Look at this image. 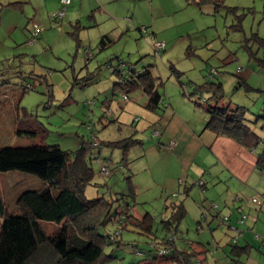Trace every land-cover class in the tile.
I'll list each match as a JSON object with an SVG mask.
<instances>
[{
    "label": "rangeland",
    "instance_id": "374dc122",
    "mask_svg": "<svg viewBox=\"0 0 264 264\" xmlns=\"http://www.w3.org/2000/svg\"><path fill=\"white\" fill-rule=\"evenodd\" d=\"M19 1L20 8L11 7ZM27 1L0 0V71L22 67L23 75L28 77L13 76L10 87L21 92L28 83L33 85L34 89L20 99L19 115L23 117L25 110L42 131L36 137L17 133L15 102L18 93L8 92L6 100L0 101V146L57 145L74 154L83 143H91L92 150L97 153L98 146L104 142L135 140L128 150L100 145L99 158L92 160L95 177L88 185L86 195L89 198L104 196L112 203V211L120 209L141 220L152 217L153 234L133 223L116 232L115 225L121 224L107 222L109 225L102 230L108 235L111 233V243L104 246V252L112 258L105 264H171L166 257L169 252L161 249L165 246L161 244L162 240H171L179 251L192 254L188 264H237L232 254L236 244L243 246L252 241L260 247L264 242V233L258 230L264 223V191L249 190L238 198L231 197L226 203L220 185L208 184L206 187L195 175V184L183 177L179 182L186 188L182 185L180 192L169 195L167 202L160 201V190L138 188L133 179L131 185L127 178L134 177L137 170V152L144 148L141 143L145 142L147 146V141H157L160 132L155 134L154 127L146 125L148 102L143 105L140 90L135 91V98L131 93V105L119 119L126 102L120 88L115 86L118 76L114 66L121 60L135 65L136 73L150 67L160 78L162 85L158 89L162 94L168 92L172 96L180 91L194 105L197 94L205 99L212 97L211 92L200 91L201 86L221 83V104L232 111L240 108L244 122L263 137L264 0H225L233 10L228 13L221 9L214 15L201 14L200 8L192 5L179 9L159 28L175 23L178 30L175 36L180 39L157 55L139 30L142 26L151 30L153 26L142 0H135L138 17L135 18V29L103 51L98 48V42L109 26L99 21L105 18L104 13L98 11L93 18L92 10L86 5L88 2H84V9L80 10V0H74L67 19L58 22L53 16L59 9L52 12V19L48 13L44 18H37L39 10H44L41 6L45 5L48 12L51 10L52 0H41L40 6L37 0H32L31 4ZM161 3L166 7L180 6L179 0H161ZM132 4L134 2H128V6ZM36 23L41 26V32L31 43ZM249 51L256 56H250ZM107 87L110 89L108 94L103 92ZM134 103L135 111L131 108ZM202 105L209 106L207 102ZM262 148L264 143L258 146V152ZM92 157L93 153L88 152L87 158ZM102 162L109 167L108 174L101 173ZM0 174V196L10 211L17 210V198L22 192L40 188L42 183L37 177L23 172ZM146 177L147 174L140 171L138 179ZM132 186L134 196L130 194ZM178 195L180 199L175 198ZM185 197L187 199L183 200ZM254 197H259L261 202H252ZM178 201L183 202L188 213L177 231H169L163 228L162 222L172 217V205ZM203 211L207 214V222ZM218 212L222 214L221 218L210 223ZM257 212L261 214V222L256 229L248 227V221L254 224L252 216ZM106 216L109 221L111 212ZM223 218L229 222L223 224ZM230 218H234L232 226ZM56 229L58 226L50 225L48 232L52 234ZM262 245L264 247V243ZM156 249L160 251L158 259ZM260 251L264 253V248ZM263 253L244 254L242 263L264 264ZM173 262L184 264L178 260Z\"/></svg>",
    "mask_w": 264,
    "mask_h": 264
},
{
    "label": "trees",
    "instance_id": "16d2710c",
    "mask_svg": "<svg viewBox=\"0 0 264 264\" xmlns=\"http://www.w3.org/2000/svg\"><path fill=\"white\" fill-rule=\"evenodd\" d=\"M207 3L212 6L211 12L205 10L204 4ZM196 4L206 13L215 14L221 9H226L229 13L233 10L225 4V0H197ZM54 20L59 22L62 19L54 18ZM143 27L148 31L146 26L140 27L139 30L141 31ZM141 34L143 36L142 32ZM112 42L106 36L101 39L98 48L103 50ZM246 47L248 48V46ZM249 52L250 56H256L252 51ZM124 63L119 60V63L114 66L115 74L120 80L125 81L124 84L117 81L116 87L122 86L130 91L141 90L149 97L147 108L153 111L160 108V103L163 101V96L158 89L162 85L160 78L153 74L150 67L143 69L140 73L135 72L131 76L125 75V69L122 66ZM7 71L9 69L0 71V87L10 88L9 81L15 75H20L22 78L23 76L28 77L22 72H14L11 76ZM31 89L34 87L28 83L17 96L15 102L18 113L16 130L19 135L36 137L41 133L42 128L29 118L25 110L23 117L19 115L20 99ZM199 90H206L212 94L211 98L206 99L198 95L199 97H195V105L211 113L213 120L222 121L228 130L242 131L241 142L250 148L258 149V146L264 143V139L254 128L244 122L243 114L239 113L240 108L232 111L229 106L221 104L219 99L223 92L221 83H206ZM126 92L129 94L128 91ZM5 95V93H0V98H7ZM206 102L209 104L207 107L202 105ZM134 141L127 138L117 142H104L100 145L104 144L103 146H114L125 150L129 149ZM100 145L98 146L99 150L95 153L91 143H83L82 147L74 154L64 151L57 145L0 146L1 173L23 172L37 177L42 182L40 188L27 189L19 195L17 210L10 211L0 196V264H105L112 258L104 252V246L111 243V240L109 241L111 233L108 235L102 230L109 225L106 224L107 222H112L114 225L121 224L115 225L116 232L127 229L133 223L149 234H153L152 217L146 216L142 220L137 219L133 214L120 209L112 211V203L104 196L87 197L86 189L95 177L92 160L99 158L102 148ZM88 152L93 153L94 157L88 159ZM258 154V165L264 171V148ZM131 178L132 176L127 179L133 185ZM134 192L132 186L130 194L134 196ZM127 205L130 206L129 203ZM172 209V217L163 220L162 224L163 228L169 231H177L187 210L183 202L180 203V201L173 204ZM109 211L112 218L107 221L106 215ZM50 225L58 226V229L52 234L48 232ZM171 242V240L161 241V244L165 245L161 249L169 252L166 253L167 260L170 262L178 260L188 264L192 254L179 252ZM116 243H120V241ZM157 248L160 249V247ZM159 249H156L155 252L157 259ZM251 251L250 243L243 246L236 244L232 249V254L235 257L234 262L243 264L242 256L249 255Z\"/></svg>",
    "mask_w": 264,
    "mask_h": 264
},
{
    "label": "crops",
    "instance_id": "0c3cea01",
    "mask_svg": "<svg viewBox=\"0 0 264 264\" xmlns=\"http://www.w3.org/2000/svg\"><path fill=\"white\" fill-rule=\"evenodd\" d=\"M37 1L40 6L41 0ZM196 1L197 0H179L180 6L175 4L166 7L164 3H161V0H142L143 6L145 10L148 11L149 19L153 24V26H151L152 29H148L149 34H151L153 38L165 42V50L174 46V41L180 38L178 39L175 36V33L178 32L175 23L169 22L170 24L165 28H159L161 27L160 25L169 20L173 14L178 13L179 9H184L185 6L192 5L200 8V6L196 4ZM27 2L31 4L33 1L28 0ZM84 2H88L86 5L92 10L91 14L93 18L97 16L98 11L104 13L105 18L98 20L102 24L109 26L105 28L108 32L103 34L100 38L98 46L101 39L106 36L113 41L111 44L113 45L114 41L116 42L118 39H121L125 36V33H130L131 29H135V18L138 19L135 12V0H80V10L84 9ZM128 2H134V5L128 6ZM15 3L14 5L10 3L12 4L11 7H21L20 4H17L21 3L20 1ZM51 4L54 5L49 12L45 5L41 6L44 7V10H39L37 18H44V14L48 13L52 19V12L61 8V0H52ZM73 4L74 0H71V3L65 9L63 20L67 19V12ZM204 5L207 7L205 10L211 12V4L207 3ZM173 6L178 7L171 9ZM201 14L214 15V13H206L202 10ZM74 15L76 14L74 13ZM159 21L160 23L157 24ZM76 25L78 26V24ZM95 25H99L97 19L95 20ZM92 26L94 27V25ZM145 38L148 40L147 37ZM109 47L110 45L103 50ZM130 65L132 69H134L135 65ZM15 71L22 72V67L14 66L7 72L11 75ZM121 80L118 77L117 81L121 83ZM116 82L114 83L116 84ZM120 90L122 94H127L126 91H130L124 90L122 86H120ZM109 91L110 89L108 88L103 92L108 94ZM8 92L12 94L17 92L19 94L20 90L11 87H0V93H5L7 95ZM131 93H133V97L135 98V90L130 91L128 94L129 101H125L126 106L122 108L119 119H122L127 113L125 108L127 109L129 105H131ZM142 95V102H144L143 105H145L149 97L143 92ZM162 96L163 101L159 106L161 109L158 108L155 111L149 108L145 109L147 110L146 125L153 126L154 132L159 131L160 134L156 138L157 141H147V146H145V142L141 143L144 148L140 150V153L137 152L139 156L135 162V164H137V170L134 173V177L132 175L133 178H131V181L132 179L135 180L138 188L143 187L150 190H160V201L166 200L168 202L169 195L172 194L174 196V194H178L177 192H180L179 190L182 189V185L184 184L179 181L182 180L183 177H185L188 182L193 181L195 184V175H197L199 181H204L206 187L208 184L220 185L223 189L221 192L224 198H222L226 203H228L227 201L228 199L230 200L231 197L238 198L240 194L249 190L251 192L256 190L264 191V171H262L258 165V150L250 148L241 142V138L243 137L242 131L226 129L222 121L218 119L213 120L211 113L207 112L202 107L194 105V103L192 104L189 101L190 99L188 100L186 99L187 97L185 98L182 96L180 91L172 96L169 95L168 92L162 94ZM197 97H199L198 94L196 95V98ZM5 100L6 98L4 97L0 98V101ZM131 108L135 111V103L134 107ZM260 137L264 138V136L262 137L261 135ZM172 143L173 145L169 147L168 145ZM140 171L145 172L147 177L138 179ZM171 174L172 176H170ZM184 186L186 188V185ZM187 197L183 200H186ZM175 198L180 199V196L178 195ZM194 198L196 203H198L199 200L196 199V196ZM220 212H222V210ZM220 212L212 217L213 219L210 223L217 217L221 218L222 214H220ZM202 214L204 220L207 222V214L204 213V211ZM233 219L234 218H230L231 226L234 224L232 221ZM238 219L239 216L237 215V222ZM252 219L254 224L248 221V227L251 228L253 226L256 229L261 222V214L257 212L252 216ZM179 225H181V222ZM261 226L262 227L258 230L264 233V223H261ZM246 243L252 245V251H258L260 254L263 253L260 249L264 248L262 245L264 242H261L260 247L252 241H247ZM176 248L179 251L177 246ZM171 264H174V262L172 261Z\"/></svg>",
    "mask_w": 264,
    "mask_h": 264
},
{
    "label": "built area",
    "instance_id": "2783aa9c",
    "mask_svg": "<svg viewBox=\"0 0 264 264\" xmlns=\"http://www.w3.org/2000/svg\"><path fill=\"white\" fill-rule=\"evenodd\" d=\"M70 3H71V0H61V8L56 13H54L53 17L58 19V20L63 19L64 15H65V9ZM35 26H36V28H35V31L33 33V38L30 40L31 43L35 41L37 35L41 32V28H40L41 26L37 23L35 24ZM141 32L143 33V36L148 38V42L153 47L156 55L160 54V52L166 47L165 42L153 38L151 36V34H149V32L147 31L146 28L143 27L141 29ZM122 66H124V64H122ZM124 82L125 81H122V84H124ZM123 100L126 102L129 101L128 95L125 93L123 94ZM155 134H158V131H156ZM172 145H173V143L169 147H171ZM100 171L102 174H108L109 173V171H110L109 167L106 165L105 162L101 163ZM252 202L259 204L261 201H260L259 197H254V198H252ZM214 206H216V205H214ZM244 219H245V216H243V219L241 220V222ZM221 221L223 224H227L229 222L227 218H223ZM237 231H239V230L237 229Z\"/></svg>",
    "mask_w": 264,
    "mask_h": 264
},
{
    "label": "clouds",
    "instance_id": "9594fccd",
    "mask_svg": "<svg viewBox=\"0 0 264 264\" xmlns=\"http://www.w3.org/2000/svg\"><path fill=\"white\" fill-rule=\"evenodd\" d=\"M124 69H125V75H129V76H131V75H133V74H135V67H134V69H132V67H131V65L130 64H126V63H124ZM127 71V72H126ZM122 81H124L123 79L121 80V82ZM125 90V89H124ZM128 95V94H127Z\"/></svg>",
    "mask_w": 264,
    "mask_h": 264
}]
</instances>
